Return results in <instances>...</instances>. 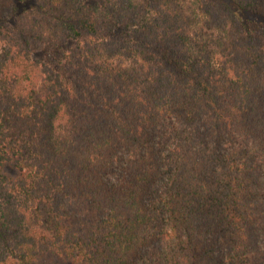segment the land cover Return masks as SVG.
I'll return each instance as SVG.
<instances>
[{
	"label": "trees",
	"instance_id": "16d2710c",
	"mask_svg": "<svg viewBox=\"0 0 264 264\" xmlns=\"http://www.w3.org/2000/svg\"><path fill=\"white\" fill-rule=\"evenodd\" d=\"M0 264H264V0H0Z\"/></svg>",
	"mask_w": 264,
	"mask_h": 264
},
{
	"label": "rangeland",
	"instance_id": "374dc122",
	"mask_svg": "<svg viewBox=\"0 0 264 264\" xmlns=\"http://www.w3.org/2000/svg\"><path fill=\"white\" fill-rule=\"evenodd\" d=\"M32 225H37L36 227H40V222L33 218V221L31 222Z\"/></svg>",
	"mask_w": 264,
	"mask_h": 264
}]
</instances>
